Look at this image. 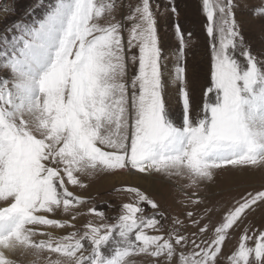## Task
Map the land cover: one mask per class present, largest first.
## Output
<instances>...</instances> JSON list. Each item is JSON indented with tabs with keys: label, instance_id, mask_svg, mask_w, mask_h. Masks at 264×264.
<instances>
[{
	"label": "snow or ice",
	"instance_id": "1",
	"mask_svg": "<svg viewBox=\"0 0 264 264\" xmlns=\"http://www.w3.org/2000/svg\"><path fill=\"white\" fill-rule=\"evenodd\" d=\"M246 3L201 0L197 104L177 0H51L11 20L17 0H0V264H264V184L204 194L221 174L264 175V52L243 34ZM105 175L159 181L176 210L134 184L115 204L81 194Z\"/></svg>",
	"mask_w": 264,
	"mask_h": 264
},
{
	"label": "rangeland",
	"instance_id": "2",
	"mask_svg": "<svg viewBox=\"0 0 264 264\" xmlns=\"http://www.w3.org/2000/svg\"><path fill=\"white\" fill-rule=\"evenodd\" d=\"M18 2V15L11 17V19H18L20 16H24L26 10H30L36 5L37 7L35 15L40 16L45 8L51 3V0H17ZM160 5L161 11H163L167 0H156ZM261 4V0H247L245 10L239 15V22L242 26L243 34L252 47V49L259 53L264 52V20L259 19L253 14V10ZM177 6L180 9L179 23L183 25L186 31H190L192 35V41L188 49L187 54V68L191 81L195 85L194 89V101L199 103L200 101V86L205 81V74L208 68L209 55L207 46L205 43V33L203 31V24L205 23L204 16L201 12V0H177ZM29 19V17H24ZM6 21L5 23H9ZM175 17L172 18L174 23ZM162 31L168 35L165 41V47L168 49L167 55L171 61L170 66L175 62V45L176 42L171 38L172 29L169 28L168 22L162 21ZM4 27L0 24V30ZM172 91L169 95V104L173 111H176V95L175 85L171 84ZM252 175H247V177ZM254 178L246 179V176L239 178L236 176L219 175L216 179L215 185L211 186L205 191L210 203H214L216 200H223L230 202L232 197H236L244 189L253 190L259 188L261 184H264V175L255 174ZM232 179V180H231ZM234 180V181H233ZM239 180V181H238ZM125 184H134L147 190L150 195H153L158 199L166 208L170 211L176 210L177 194L172 188L162 185L159 181H153L152 179L140 180L136 177H128L123 175L114 176H100L91 185V188L87 192L81 193L82 195H91L96 197L98 204L102 201L109 203H117V199L126 200V194H120V196L114 197L110 195L115 187H119ZM254 222L260 224L262 221L260 216L254 218ZM238 238V234H237ZM235 240L229 245L231 248L235 244ZM20 261V264H29L31 258L15 257Z\"/></svg>",
	"mask_w": 264,
	"mask_h": 264
},
{
	"label": "bare ground",
	"instance_id": "3",
	"mask_svg": "<svg viewBox=\"0 0 264 264\" xmlns=\"http://www.w3.org/2000/svg\"><path fill=\"white\" fill-rule=\"evenodd\" d=\"M257 174H258V173H257ZM243 177H244V176H243ZM239 178H242V177H239ZM251 178H254V176L252 175V177H250V176L247 177V175H246L245 180H246V179L248 180V179H251ZM231 180H232V179H231ZM233 181H234V180H233ZM238 181H239V180H238Z\"/></svg>",
	"mask_w": 264,
	"mask_h": 264
}]
</instances>
